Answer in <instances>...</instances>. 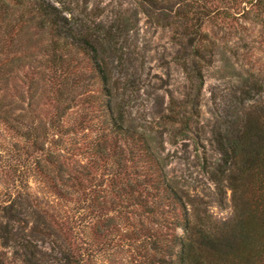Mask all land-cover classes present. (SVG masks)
<instances>
[{
	"label": "trees",
	"instance_id": "1",
	"mask_svg": "<svg viewBox=\"0 0 264 264\" xmlns=\"http://www.w3.org/2000/svg\"><path fill=\"white\" fill-rule=\"evenodd\" d=\"M138 1L152 17L164 4ZM56 2L0 0V124L16 151L10 163L0 156L9 180L1 245L14 248L21 264H97L102 255L111 264H264L263 75H250L208 139L219 157L207 173L221 201L231 190L230 218L218 221L199 196L179 188L155 145L165 133L174 142H201L192 126L200 64L213 52L205 19L223 27L254 12L264 25V0H219L214 15L194 1L160 8L186 36L181 59L191 91L141 125L130 112L139 72L126 65L135 58L125 52L123 33L92 25L69 0ZM96 79L100 88L89 89ZM47 105L53 109L43 115ZM75 106L79 116L69 121ZM31 177L43 194L30 189Z\"/></svg>",
	"mask_w": 264,
	"mask_h": 264
},
{
	"label": "rangeland",
	"instance_id": "2",
	"mask_svg": "<svg viewBox=\"0 0 264 264\" xmlns=\"http://www.w3.org/2000/svg\"><path fill=\"white\" fill-rule=\"evenodd\" d=\"M52 1L60 6L56 0ZM69 1L75 6L76 12L90 19L92 25H113L123 33L122 45L125 52L131 53L135 58L133 63L127 61L126 65L139 72L137 90L130 94V112L136 125L159 120L169 111L172 100L181 103L188 99L191 83L181 59L185 52L183 43L186 36L171 21V17L167 16L169 12L165 15L160 8L163 5L172 6L173 9L185 8L187 3L194 1V7L197 8L206 3L214 15L219 0H164L153 17L147 14L138 0ZM254 14L238 15L237 20L223 27L216 26L215 18L205 19V29L209 34L208 40L211 41L209 50L213 52L210 54V61L207 58L200 64L203 85L198 98L199 117L192 126L193 133L201 136L200 144H196L191 138L174 142L168 133L164 134L162 144L155 143L164 157L169 177L176 181L179 188L190 193L191 197L199 196L202 206H208L218 221L226 220L232 215L231 190L224 192L221 201L220 191L210 180L207 170L214 168L219 154L208 139L212 135L211 129L226 114L228 106L234 109V95L241 94V88L250 75L261 73L264 77V25ZM80 67L89 71L91 64L83 62ZM88 87L98 90L100 83L96 79ZM83 98H78L77 104ZM258 100H264V94ZM250 103L254 101H248L247 105ZM52 109L47 105L42 109V114L48 115ZM79 112L80 106H75L71 110L69 121L76 119ZM85 133L90 134V131L86 130ZM80 137L81 134H78L77 138ZM13 141L10 131L0 124V156L4 164L10 163L15 155ZM7 181L9 180L5 174L0 173V201L5 197ZM12 184L10 182L11 188L15 186ZM28 184L33 192L40 191L39 195L43 194L41 185L33 177ZM1 243L0 240V260L5 264H21L15 258L14 248L4 247ZM43 248L50 250L48 244H44ZM102 256L105 258L97 264H111L107 255Z\"/></svg>",
	"mask_w": 264,
	"mask_h": 264
}]
</instances>
